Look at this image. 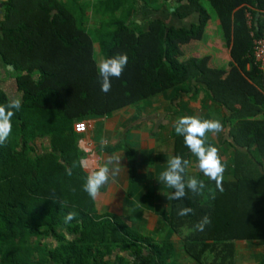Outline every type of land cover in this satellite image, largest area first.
Returning <instances> with one entry per match:
<instances>
[{
    "label": "trees",
    "instance_id": "obj_1",
    "mask_svg": "<svg viewBox=\"0 0 264 264\" xmlns=\"http://www.w3.org/2000/svg\"><path fill=\"white\" fill-rule=\"evenodd\" d=\"M208 1L230 64L263 94L261 117L229 124L224 141L232 150V179H223L220 191L202 176L199 180L207 185L202 194L170 199L168 224L176 234L189 230L183 237L185 252L197 263L207 264L204 253L209 251L211 264H233L234 241L264 239V72L253 63L250 34H264V0ZM0 6V66L14 78L22 98L12 133L0 146V264H100L97 257L91 263L87 252L105 246L104 257L126 243V236L138 237L112 215H98L95 200L83 191L88 173L80 163L74 124L171 91L175 99L193 93L207 73L194 58L180 62L179 46L201 40L209 12L199 0H182L171 12L190 24L173 26L158 17L145 23L135 18L138 8L126 10L123 0H105L96 11L111 12L113 18L103 31H89L59 0H0ZM117 54H127L128 63L104 93L97 63ZM8 98L0 88V104ZM173 140L174 155L190 160L183 137L176 134ZM123 161L133 183L137 159L131 148ZM181 207L192 208L194 214L178 216ZM68 213H75L71 221H66ZM206 215L210 224L197 230ZM150 246V254L142 256V245H130L141 258L139 264H165V252Z\"/></svg>",
    "mask_w": 264,
    "mask_h": 264
},
{
    "label": "crops",
    "instance_id": "obj_2",
    "mask_svg": "<svg viewBox=\"0 0 264 264\" xmlns=\"http://www.w3.org/2000/svg\"><path fill=\"white\" fill-rule=\"evenodd\" d=\"M246 81L250 82L247 79ZM216 91L222 93L220 87H216ZM155 103L157 104L150 101L142 102L140 108L143 110L136 114L125 115L128 108L117 113H108L103 118L89 119L87 129L77 132L80 163L87 173L92 168L102 165L107 156L120 155V172L114 179L110 178L108 185L100 189L95 205L98 215H112L138 237L136 239L126 236V243L114 246L111 253L105 254L104 257L102 254L107 248L104 245L100 250L95 248L87 252V258L91 263H94V258L97 257L102 259L100 264H139L141 258L130 245H142L143 256L150 254L152 244L165 252L167 257L165 264H200L185 252L183 237L189 230L184 229L182 235L176 234L168 224L171 188L159 183L158 177L167 167V160L174 155V140L172 144L169 139L158 143L149 137V133L159 129L157 118L161 116L160 111L167 108L159 107L158 101ZM123 116L125 118L122 121L120 117ZM102 139L105 141L103 148L100 145ZM134 146L141 152V159L137 160V171L140 169V172L136 174L133 183H130L129 168L123 163V157L126 148L132 149ZM111 147L119 149L107 153L105 148ZM189 161L187 176H194L191 171L197 163L196 157L192 155ZM229 164L227 160V167ZM223 179H232L231 171H224ZM67 238L70 241L75 240V236L72 235H67ZM233 244V264H264V239L237 240ZM204 256L208 259L207 264H211L213 252L207 251Z\"/></svg>",
    "mask_w": 264,
    "mask_h": 264
},
{
    "label": "rangeland",
    "instance_id": "obj_3",
    "mask_svg": "<svg viewBox=\"0 0 264 264\" xmlns=\"http://www.w3.org/2000/svg\"><path fill=\"white\" fill-rule=\"evenodd\" d=\"M67 5L75 14L79 21H83V26L89 31H103L106 28L105 24L113 18L111 12L97 13L98 6L105 0H59ZM182 0H123L125 9L138 8V13L135 14L137 20L147 23L148 20L154 18L164 19L170 25L182 26V24H190L189 20H179L173 16L172 12ZM199 2L209 12L207 26L202 32V38L199 41L183 44L179 46L180 58L183 62L189 58H194L202 62L207 75L201 81L195 83L194 92L189 94H180V99H175L173 91L161 94L155 99L148 100L152 104H157L159 107L167 106L166 109L160 111L161 116H158L159 129L149 133V137L156 141L162 142L169 139L171 144L176 135L173 124L177 118L188 115L197 116L200 119H217L224 126V130L216 135L208 133V144L215 146L219 150V155L225 166V172L230 171L232 155L231 146L227 143V129L229 124L234 123L241 117H261L259 111L260 99L262 93L258 91L250 82L246 81L244 76L238 71L235 66L230 64L229 49L224 45L221 39V30L219 22L216 19L214 10L208 0H199ZM146 15H142L141 10ZM118 11L115 15H119ZM140 12V13H139ZM97 50V49H96ZM193 56H192V55ZM99 58V57H98ZM211 86H208V84ZM216 87H220L222 93H217ZM0 88L3 89L9 96H16L15 80L12 76L6 73V70L0 66ZM226 92V93H224ZM140 105L128 109L125 115L136 114L143 109ZM241 107H247L250 110L240 111ZM229 111L233 113L230 114ZM165 113V114H164ZM124 115V114H123ZM226 117L227 122L223 119ZM125 116L120 117L123 121ZM88 123V121H85ZM161 127V128H160ZM159 138L160 141H159ZM45 144H48V139H44ZM38 147L41 148L40 138L36 140ZM153 143V142H152ZM150 143V144H152ZM149 144V143H148ZM134 156L137 160L141 159V152L137 146L132 148ZM125 159V153L124 157ZM227 160L230 163L227 167ZM194 166V165H193ZM194 177L200 179L204 176L194 166L192 167ZM140 172V169L137 173Z\"/></svg>",
    "mask_w": 264,
    "mask_h": 264
},
{
    "label": "clouds",
    "instance_id": "obj_4",
    "mask_svg": "<svg viewBox=\"0 0 264 264\" xmlns=\"http://www.w3.org/2000/svg\"><path fill=\"white\" fill-rule=\"evenodd\" d=\"M128 63L127 54H117L110 58L101 59L97 63V71L101 91L108 93L111 90L112 78H120ZM22 106V98L18 95L9 96L5 104H0V146H5L12 133V118L15 112ZM175 133L183 137L184 145L190 153L196 157L195 167L209 181L222 191L221 182L225 171L224 163L219 155L217 147L207 144L208 133L216 135L224 130V126L217 119H200L197 116L184 115L176 119L173 124ZM100 145L103 148L105 141L102 139ZM120 155H109L102 165L92 168L83 184V191L90 198L95 200L100 194V189L108 185L110 178L114 179L120 172ZM190 164L188 159L179 155H173L167 160V167L158 177L159 183L174 189L169 196L172 200H182L189 192L194 195L202 194L207 187L203 180L194 176L186 177V170ZM71 175V171H68ZM194 214L190 207H181L177 211L180 217ZM75 213H68L66 221H71ZM210 224V219L206 215L196 225L195 228L203 231Z\"/></svg>",
    "mask_w": 264,
    "mask_h": 264
},
{
    "label": "built area",
    "instance_id": "obj_5",
    "mask_svg": "<svg viewBox=\"0 0 264 264\" xmlns=\"http://www.w3.org/2000/svg\"><path fill=\"white\" fill-rule=\"evenodd\" d=\"M248 24L250 26V15H248ZM252 36L251 43V55L253 59L254 65L260 70L264 72V34L260 37H256L253 33H250ZM87 122L80 121L74 124V130L76 132H83L87 129Z\"/></svg>",
    "mask_w": 264,
    "mask_h": 264
},
{
    "label": "water",
    "instance_id": "obj_6",
    "mask_svg": "<svg viewBox=\"0 0 264 264\" xmlns=\"http://www.w3.org/2000/svg\"><path fill=\"white\" fill-rule=\"evenodd\" d=\"M1 7V6H0ZM9 69H11V67H8Z\"/></svg>",
    "mask_w": 264,
    "mask_h": 264
}]
</instances>
